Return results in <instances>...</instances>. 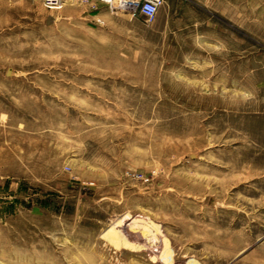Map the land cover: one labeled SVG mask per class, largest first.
Segmentation results:
<instances>
[{"label": "rangeland", "instance_id": "1", "mask_svg": "<svg viewBox=\"0 0 264 264\" xmlns=\"http://www.w3.org/2000/svg\"><path fill=\"white\" fill-rule=\"evenodd\" d=\"M0 264H264V0H0Z\"/></svg>", "mask_w": 264, "mask_h": 264}, {"label": "built area", "instance_id": "2", "mask_svg": "<svg viewBox=\"0 0 264 264\" xmlns=\"http://www.w3.org/2000/svg\"><path fill=\"white\" fill-rule=\"evenodd\" d=\"M74 0H42L43 5L49 9L62 8ZM112 8H121L133 13H140L151 22L157 17L160 7L165 0H100Z\"/></svg>", "mask_w": 264, "mask_h": 264}, {"label": "bare ground", "instance_id": "3", "mask_svg": "<svg viewBox=\"0 0 264 264\" xmlns=\"http://www.w3.org/2000/svg\"><path fill=\"white\" fill-rule=\"evenodd\" d=\"M123 10V9H122ZM121 11V10H120ZM172 252V248L171 247H168L166 246L164 248V251H163V257H164V260L171 254Z\"/></svg>", "mask_w": 264, "mask_h": 264}]
</instances>
